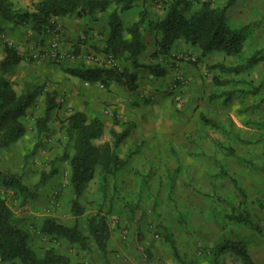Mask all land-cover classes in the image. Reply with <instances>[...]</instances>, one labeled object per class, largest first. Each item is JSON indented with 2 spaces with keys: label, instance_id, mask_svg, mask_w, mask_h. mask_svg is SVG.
Instances as JSON below:
<instances>
[{
  "label": "rangeland",
  "instance_id": "374dc122",
  "mask_svg": "<svg viewBox=\"0 0 264 264\" xmlns=\"http://www.w3.org/2000/svg\"><path fill=\"white\" fill-rule=\"evenodd\" d=\"M11 1L14 7H26L32 0ZM169 1L136 0L131 8L119 12L127 36L126 28L145 10L140 31L146 44L139 57L143 64L159 63L166 69L164 76H155L142 67L133 91L122 86L123 76L116 78L124 68L131 70L129 58L105 49L113 5L92 15L56 17L53 26L40 34L28 23L16 24L0 17V60L8 45L27 61L25 65L16 64L6 74L17 91L36 83L49 86L53 80L40 77L55 65L56 76L62 74L65 79L68 74L80 85L96 82L106 91L110 90L111 77H115L118 89H127L137 98L128 104L127 112L139 113V118L135 122L123 119L128 134L117 147L121 157L128 156L127 163L105 179L99 168L95 171L79 198L82 212L76 216L70 208L74 194L68 160L62 157L64 151L73 152L65 135L63 119L72 111L66 104L62 106L58 101L48 129L38 136L35 119L43 114L45 105L40 95L22 117L24 134L0 148V170L20 175L32 187L42 172L56 169L26 203L17 188L4 186L0 177V194L21 219L20 226L28 231V242L38 256L53 247L66 255L70 264H213L212 250L218 242L240 239L248 246L255 264H264V0H236L228 8V22L243 31L240 53L212 51L202 56L197 46L178 39L179 49L174 50V44L168 55H154L152 23ZM200 1L191 0V9ZM212 2L222 6L227 0ZM76 24L83 30L74 35L76 41H71L68 49L65 31ZM91 24L96 26L99 41L88 45L94 35L89 32ZM53 41L57 42V56L46 52ZM184 44L189 51L181 49ZM256 51V61L240 72L217 66L245 63ZM107 53L115 58L113 66L102 61ZM91 54L101 58L95 61ZM38 62L47 69L41 70ZM85 62L111 69L112 73H105L102 80L89 81L76 74ZM12 75H16L14 79ZM102 105L104 115L121 119L122 114L112 106ZM202 115L216 124L204 122ZM110 139L106 124L96 142ZM95 212L106 216L110 228L105 257L88 234L87 219ZM228 214L249 215V222L230 219ZM46 217L66 224L75 222L88 235V247L43 232ZM167 234L173 237L183 262L173 256ZM0 264L20 263L0 260ZM218 264L241 262L225 252Z\"/></svg>",
  "mask_w": 264,
  "mask_h": 264
},
{
  "label": "trees",
  "instance_id": "16d2710c",
  "mask_svg": "<svg viewBox=\"0 0 264 264\" xmlns=\"http://www.w3.org/2000/svg\"><path fill=\"white\" fill-rule=\"evenodd\" d=\"M136 0H32L29 6L14 7L11 0H0V17L16 24L28 23L30 29L38 34L53 26L56 17L77 14L79 16L92 15L95 11H104L109 6L114 7L108 16V32L105 38V49L116 55L125 54L132 69L146 66L155 76H164L166 69L159 63L143 64L139 61V54L143 48L140 25L146 15L140 11L138 19L133 21L123 32L121 10L131 8ZM236 0L218 6L212 0H201L199 5L191 9V0H170L164 7L162 15L152 23V30L156 36L154 55H168L178 39L197 46L200 55L204 56L212 51H221L226 55H236L242 49L243 31L241 27L232 26L227 20V8ZM5 56L0 60V148L8 146L20 138L26 127L22 121L28 107L43 95L44 112L35 119V129L41 136L48 129L51 112L59 102L55 91L44 89V84H37L25 91H17L6 74L22 59L14 47L4 46ZM257 51L245 63L235 66H225L218 63L222 70L240 72L250 67L256 61ZM111 74L112 70L101 67H84L76 74L89 81L104 79V74ZM118 74V73H117ZM117 79L123 76V84L130 90L135 87V72L124 68ZM206 123L215 125L213 119L201 116ZM66 138L71 142L73 152L64 151L63 158L68 160L69 182L73 191L71 211L76 216L82 212L79 198L84 188L98 169L105 179L108 174H115L128 161V156L121 157L117 147L127 136L128 129L120 131L112 129L111 139L101 143L96 142L104 131V123L99 116L88 118L80 110H72L64 119ZM56 172L52 169L42 172L34 187L23 182L20 175L0 170V177L4 186L15 187L22 196V201L36 196V188ZM240 190V188H238ZM249 215L228 214V218L247 223ZM21 219L15 215L0 194V260L3 262L19 261L20 264H70L69 258L48 248L43 256H38L28 242V231L20 226ZM87 228L89 236L94 240L97 248L105 257L108 253L107 241L110 228L104 214L95 212L88 216ZM42 230L48 234L60 235L83 248L88 247V235L83 233L74 222L66 224L55 217H46ZM172 254L183 262L176 243L170 234L166 235ZM231 252L240 259L241 264H255L249 253V248L243 240L223 239L212 250L213 264H218L222 253Z\"/></svg>",
  "mask_w": 264,
  "mask_h": 264
},
{
  "label": "crops",
  "instance_id": "0c3cea01",
  "mask_svg": "<svg viewBox=\"0 0 264 264\" xmlns=\"http://www.w3.org/2000/svg\"><path fill=\"white\" fill-rule=\"evenodd\" d=\"M228 8H227V12H228ZM93 25L94 24H91L90 26H88L90 28L89 32L94 33V35L88 42V45L89 44L93 45L94 43H97L99 41L98 36L95 33L96 26L93 28ZM82 30L83 29H81V27L78 24H76L75 26L65 31L66 35H64V38L66 37L67 39L65 40L67 42L65 46L66 48L69 49L70 42L76 41L74 38V35L76 36L77 32L82 31ZM142 42H143V48H142V51H143L145 49V44H146L144 38H142ZM178 43L179 42L175 43L174 50L179 49L181 47V46L180 47L178 46L179 48H176ZM64 45H65V42H64ZM184 45L185 47H182L181 49H186L187 51H189V49L187 48V44H184ZM86 47L88 48L89 46H86ZM4 56H5V53L3 57ZM22 59L19 61L18 65L26 64L27 61H25L24 59L22 60ZM139 61L142 62L140 57H139ZM36 64L38 65V67H41L40 68L41 70L47 69L45 65L40 66V62ZM88 65L89 67H94L92 66L91 62H85L84 67H88ZM142 67L144 66H139L138 68H135V69H132V67H130L131 71L133 70L135 72V82L137 83H139V80H140V74H141ZM50 69L51 70H48L49 73H45L43 75L44 77L42 76L40 77V79H43V80L46 78V76H48L49 79H52L53 82H50L49 86H46L45 83H36V84H31L29 88H32L33 86L37 84H44L45 85L44 89L56 92L57 101H61L62 106L63 104H66L68 109L83 111L86 113L88 118L99 116L104 123V129L106 127V124H108L110 131L112 129L116 131L122 130L123 129V119H125V121H128V122H132L133 120L135 122L139 118V113L127 112L128 104L131 105L133 101L137 99L136 95L129 93L127 89H124V88L118 89V87L114 85L115 77H111L112 84L109 88L110 90L106 91L105 88H101L96 82H91L89 85H85L84 83L80 85V83H78V81L75 80L73 77L67 76L68 74L65 76V79L63 78L62 74L60 76L59 75L56 76L55 75L56 70H54L56 69L55 65H53L52 68ZM28 73L30 74V72ZM15 76L16 75H12L11 78L14 79ZM121 84L123 86V83ZM103 103H104V107L108 104L107 106H110V107L112 106L113 110L121 113L122 114L121 119L117 121V120H114L109 115H104L103 114L104 108L102 105ZM70 105L72 108H69ZM62 110H65L64 107Z\"/></svg>",
  "mask_w": 264,
  "mask_h": 264
},
{
  "label": "built area",
  "instance_id": "2783aa9c",
  "mask_svg": "<svg viewBox=\"0 0 264 264\" xmlns=\"http://www.w3.org/2000/svg\"><path fill=\"white\" fill-rule=\"evenodd\" d=\"M58 51L59 50L57 49V42L56 41H53L51 43V45L49 46V48L46 50V52L51 56H57ZM90 58L95 60V61H98L101 58V56H99L97 54H91ZM102 61H104L105 64H108L111 66H113L116 63L115 58L111 53H107L105 58H102ZM105 112L108 113L109 110L106 109Z\"/></svg>",
  "mask_w": 264,
  "mask_h": 264
}]
</instances>
